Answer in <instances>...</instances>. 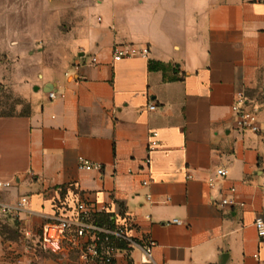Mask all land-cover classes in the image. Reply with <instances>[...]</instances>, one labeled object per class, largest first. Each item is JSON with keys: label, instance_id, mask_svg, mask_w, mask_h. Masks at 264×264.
<instances>
[{"label": "crops", "instance_id": "1", "mask_svg": "<svg viewBox=\"0 0 264 264\" xmlns=\"http://www.w3.org/2000/svg\"><path fill=\"white\" fill-rule=\"evenodd\" d=\"M65 7L58 73L26 58L22 43L55 40V11L27 26L14 22L19 12L4 11L13 44L4 47L5 89L20 102L5 92L0 100V182L13 183L0 189V264H82L89 239L75 228L60 253L41 246L46 225L77 221L81 202L113 220L129 217L134 240L153 244L151 258L134 247L118 264H264L255 227L264 220V138L238 130L232 110L244 93L260 105L264 127V0ZM125 43L150 54L115 62L114 46ZM91 56L97 66L83 64ZM82 161L101 169H82ZM220 168L228 175L211 188ZM224 198L233 203L222 207Z\"/></svg>", "mask_w": 264, "mask_h": 264}, {"label": "built area", "instance_id": "2", "mask_svg": "<svg viewBox=\"0 0 264 264\" xmlns=\"http://www.w3.org/2000/svg\"><path fill=\"white\" fill-rule=\"evenodd\" d=\"M150 49L147 46H137L135 44H116L113 49V59L115 62H120L128 58L148 57ZM83 64L97 66L98 58L91 56L84 60ZM80 66L77 65V67ZM50 100L57 98L55 92L48 94ZM155 106H150L149 110L154 111ZM236 127L243 132H250L264 138V127L259 122L260 105L249 100L244 93H239L236 96L235 103L232 107ZM157 133H153L150 141V151H154L157 146ZM149 166L151 159L146 161ZM80 168L86 170L101 169V166H93L88 162L82 161ZM228 175L226 168H220L215 172V177L210 180L211 188H215L217 182L224 180ZM147 184V183H145ZM13 186L12 182H0V189H8ZM232 192H235L233 189ZM28 198H22L18 208L25 210L28 205ZM233 201L224 198L221 201V206L232 204ZM79 218L73 222L70 220L59 219L56 223H49L44 230V238L41 246L44 251L51 253H60L63 250L64 241L66 240L67 232L75 228L79 238H88L89 243L84 247L82 253V264H118L117 255L121 252H127L134 247L143 248L149 258H151V246L141 247L131 236L130 232L133 229L132 220L129 217H123L121 220H113L111 226H99L94 223L96 215L99 211L90 207L86 202H81L78 205ZM100 212H106L102 209ZM258 235L264 239V220L258 218L255 222ZM123 246V247H122Z\"/></svg>", "mask_w": 264, "mask_h": 264}, {"label": "rangeland", "instance_id": "3", "mask_svg": "<svg viewBox=\"0 0 264 264\" xmlns=\"http://www.w3.org/2000/svg\"><path fill=\"white\" fill-rule=\"evenodd\" d=\"M54 1H57V6H54L50 0H0V100L2 104H4V92L8 101L13 105L20 102L18 98L8 93L5 89L6 85L4 83V72L8 56L4 54V47L13 44H10L8 36H4V11L19 12L23 18L19 20L15 19L14 22H22L25 26L34 23L35 17L38 13L44 15L48 13L49 10L51 12L55 11V23L57 25V34L54 36L55 40H52L51 42L43 38L40 40L38 39L36 42H30L26 39L22 43L24 46L30 48L26 54V58L38 57L41 61L50 65V67H40V69L58 73L64 69L65 55L64 52L59 53L57 50L58 48L63 50L65 46L63 38L65 32L68 30V24L65 19V0ZM16 38L17 37H15L13 39L14 41H11V43H16Z\"/></svg>", "mask_w": 264, "mask_h": 264}, {"label": "trees", "instance_id": "4", "mask_svg": "<svg viewBox=\"0 0 264 264\" xmlns=\"http://www.w3.org/2000/svg\"><path fill=\"white\" fill-rule=\"evenodd\" d=\"M99 226H111L113 224V219L110 216H104V214H98L94 222Z\"/></svg>", "mask_w": 264, "mask_h": 264}]
</instances>
